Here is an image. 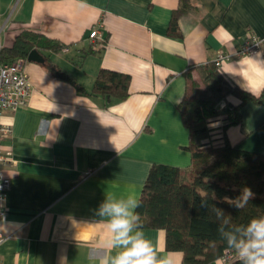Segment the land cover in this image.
<instances>
[{"label": "crops", "instance_id": "0c3cea01", "mask_svg": "<svg viewBox=\"0 0 264 264\" xmlns=\"http://www.w3.org/2000/svg\"><path fill=\"white\" fill-rule=\"evenodd\" d=\"M178 0H0V49L20 30L61 43L42 50L44 62H25L31 85L27 104L5 111L11 124L2 149L10 188L0 223V264H96L94 249L104 248L107 229L95 210L107 194L139 198L152 164L186 168L188 131L177 104L184 73L231 55L222 73L241 89L264 92V51L237 56L243 41L264 37V0H194L178 18L180 35L168 34ZM103 24L96 48L90 28ZM95 49L86 53L89 48ZM50 61L76 86L55 77ZM100 69L129 75L128 96L91 94ZM236 103L238 100L230 98ZM239 124L225 138L239 148L264 153V105L245 102ZM165 252V231L141 227ZM208 264H224L217 259Z\"/></svg>", "mask_w": 264, "mask_h": 264}, {"label": "trees", "instance_id": "16d2710c", "mask_svg": "<svg viewBox=\"0 0 264 264\" xmlns=\"http://www.w3.org/2000/svg\"><path fill=\"white\" fill-rule=\"evenodd\" d=\"M194 0H178L169 22L168 34L179 36L178 18L193 8ZM58 41L32 30H20L10 46L1 47L0 61L13 62L26 58L36 48L59 51ZM91 47L86 51L93 52ZM51 73L76 86L71 76L48 61ZM129 75L109 69L97 73L91 94L107 100L128 96ZM184 92L177 104L182 122L188 131L185 148L190 153L186 168L154 163L151 165L139 196L141 227L165 231V249L181 253L189 264H208L224 259V264H239L217 233L215 215L200 207L202 199L223 209L232 224H247L264 216V153L247 151L225 138L229 126L239 124L240 109L247 101L264 105V92L255 96L231 82L220 67L207 62L184 73ZM238 101L232 102L230 98ZM244 187L254 193L248 204L237 209L230 201Z\"/></svg>", "mask_w": 264, "mask_h": 264}, {"label": "clouds", "instance_id": "9594fccd", "mask_svg": "<svg viewBox=\"0 0 264 264\" xmlns=\"http://www.w3.org/2000/svg\"><path fill=\"white\" fill-rule=\"evenodd\" d=\"M254 193L244 187L241 194L230 201L237 209L244 208ZM135 193L117 197L107 194L95 210L107 229L104 248L94 249L90 255L96 264H176L175 254L165 252L145 237L140 207ZM200 207L211 211L218 222L217 233L228 249L235 253L239 264H264V216L254 217L247 224H232L231 216L223 209L202 199Z\"/></svg>", "mask_w": 264, "mask_h": 264}, {"label": "built area", "instance_id": "2783aa9c", "mask_svg": "<svg viewBox=\"0 0 264 264\" xmlns=\"http://www.w3.org/2000/svg\"><path fill=\"white\" fill-rule=\"evenodd\" d=\"M103 24L95 23L88 32V39L91 46L96 48L101 38ZM1 30V27H0ZM264 51V37L251 35L247 37L238 51L237 56ZM231 55L227 52H220L213 60L215 66L220 67L221 63L228 60ZM26 58H18L13 62L0 61V223L4 218V202L7 191L10 188V177L5 173L7 166L14 164V160L9 153L2 149L3 138L11 134V124L3 122L1 115L5 111H14L24 107L31 94V85L25 72ZM3 239L0 233V242Z\"/></svg>", "mask_w": 264, "mask_h": 264}, {"label": "water", "instance_id": "95a60500", "mask_svg": "<svg viewBox=\"0 0 264 264\" xmlns=\"http://www.w3.org/2000/svg\"><path fill=\"white\" fill-rule=\"evenodd\" d=\"M26 60L43 63L44 57L36 48H33L32 50L29 51V53L26 57Z\"/></svg>", "mask_w": 264, "mask_h": 264}]
</instances>
